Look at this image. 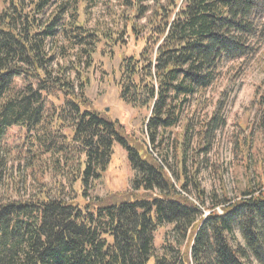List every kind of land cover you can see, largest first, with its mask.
Masks as SVG:
<instances>
[{
    "label": "trees",
    "instance_id": "1",
    "mask_svg": "<svg viewBox=\"0 0 264 264\" xmlns=\"http://www.w3.org/2000/svg\"><path fill=\"white\" fill-rule=\"evenodd\" d=\"M96 1L0 0V264H264V80L235 138L246 181L231 197L200 179L224 123L205 95L255 58L264 0H104L90 24ZM121 48L142 139L89 96L97 56ZM116 145L132 188L96 195Z\"/></svg>",
    "mask_w": 264,
    "mask_h": 264
},
{
    "label": "rangeland",
    "instance_id": "2",
    "mask_svg": "<svg viewBox=\"0 0 264 264\" xmlns=\"http://www.w3.org/2000/svg\"><path fill=\"white\" fill-rule=\"evenodd\" d=\"M103 1H96L93 6L90 24L97 20H108V12ZM3 5L0 2V10ZM131 50L134 44H129ZM128 51V50H127ZM126 50H116L115 57L99 54L96 58L97 66L92 71V82L89 96L94 105L105 110L123 123L127 132L136 138H143L145 111L124 104L119 98L118 88L114 82L115 72L121 61L120 55ZM220 80L208 90L205 95L206 103L201 107V116L210 117L219 109L224 123L217 132L214 146L207 155L205 168L200 173L203 187L207 191H220L221 178L225 180L229 195L234 197L239 191L238 184H244L246 176L240 167V153L235 149L236 136H248L251 127L243 132L245 123H252L255 116L252 101L255 90L264 80V39L261 42L255 58L248 62H239L236 67L227 64L221 68ZM194 108V103H192ZM17 130L12 129L9 143L17 141ZM261 144L255 141V147ZM177 169V168H176ZM134 172L129 164L127 154L120 145L115 146L111 163L103 180L97 183L94 193L106 196L111 193L125 191L132 188ZM192 197L196 196L193 193ZM209 204V202H208ZM208 213V212H207ZM206 213V214H207Z\"/></svg>",
    "mask_w": 264,
    "mask_h": 264
}]
</instances>
